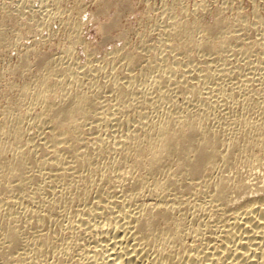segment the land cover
Wrapping results in <instances>:
<instances>
[{
  "label": "bare ground",
  "instance_id": "bare-ground-1",
  "mask_svg": "<svg viewBox=\"0 0 264 264\" xmlns=\"http://www.w3.org/2000/svg\"><path fill=\"white\" fill-rule=\"evenodd\" d=\"M66 1L0 0V264H264V0Z\"/></svg>",
  "mask_w": 264,
  "mask_h": 264
},
{
  "label": "rangeland",
  "instance_id": "rangeland-1",
  "mask_svg": "<svg viewBox=\"0 0 264 264\" xmlns=\"http://www.w3.org/2000/svg\"><path fill=\"white\" fill-rule=\"evenodd\" d=\"M4 1V0H2ZM6 2L10 3L12 0H5ZM10 1V2H9ZM15 0H13L14 2ZM83 1V2H81ZM131 3H132V9L128 12H125L122 16V21H121V24L124 28H127V29H131L129 30L130 33L128 34V39H130L129 41L131 43H136L137 40H138V35H137V31H139L142 27H144V20L142 19L143 18V14H146L147 16H153L154 13H156V10H157V7L159 5V1L160 0H150L151 3L153 4H150L152 9H153V6H154V9L153 10H150L148 9V5L147 2L145 4V1L143 0H130ZM149 1V2H150ZM244 1V3H243ZM97 0H80V3L81 5H84L82 6V8H84V10L82 9V12H81V15H82V20H84L85 23L84 26H83V34H82V37L84 38V40L88 43V45L90 46L91 49H94V53L97 55V56H101L103 55L107 50H109L110 48H112V46L114 45H120L122 42H123V39L121 40V38H119L117 36V30L114 29L113 31H111L109 34L110 35H107L106 38H105V34L103 35L102 33H100L98 31V27L100 25V23H103L104 21H108L111 17H113V15L115 14V7L114 8H110L105 14H97V4H96ZM242 4H244L245 6L246 5V0H242L241 1ZM67 6H70L72 3V1H66L65 2ZM70 3V4H69ZM155 3V5H154ZM189 4H193V0H189L188 1ZM243 5V6H244ZM148 10V11H147ZM150 10V11H149ZM149 13H147V12ZM146 12V13H145ZM84 13V14H82ZM142 17V18H141ZM56 21H52V24L55 26H52L50 24V27L48 29L45 28V30H42L41 33L36 37H40L41 38H46L48 36V32L49 30L56 28L58 27V24L56 25ZM140 25V26H139ZM53 27V28H52ZM44 34V35H43ZM27 35V36H26ZM23 38V40H21V44L23 45H20V47H23L25 45H35L34 44V39H33V36H30L31 34H26ZM29 36V37H28ZM109 36V37H108ZM59 38V37H58ZM58 38L55 39V41L53 42H46V43H43V45L39 46V48L42 50L44 49L45 52L48 51V53L50 52L51 54L56 52L57 49L59 48L60 45L58 44H61V42L63 41L62 38ZM110 38V39H109ZM32 40V41H31ZM58 40V42H57ZM61 40V41H60ZM28 42V43H26ZM60 42V43H59ZM30 43V44H29ZM36 43V42H35ZM58 43V44H57ZM25 44V45H24ZM37 45V44H36ZM58 48H57V47ZM78 48V47H77ZM82 47L79 46V51L77 49V55L80 57V61H84V57H85V52L83 51V49H81ZM96 48V50H95ZM55 49V50H54ZM12 49L10 48L7 52H5V55L3 60L4 61H1L0 62V65H4V63H10V64H14L17 60H18V52L16 49L13 48V50L11 51ZM43 50V51H44ZM99 50V51H98ZM19 51V50H18ZM84 52V54H83ZM98 52V53H97ZM103 52V53H102ZM102 53V54H101ZM8 57V58H7ZM8 59V60H7ZM84 59V60H83ZM2 60V59H1ZM3 62V63H2Z\"/></svg>",
  "mask_w": 264,
  "mask_h": 264
}]
</instances>
